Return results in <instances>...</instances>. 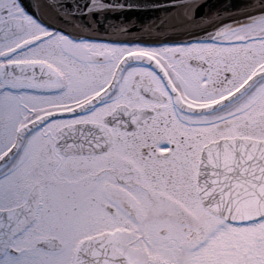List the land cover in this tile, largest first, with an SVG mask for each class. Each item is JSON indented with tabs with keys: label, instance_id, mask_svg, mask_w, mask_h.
I'll return each instance as SVG.
<instances>
[{
	"label": "snow or ice",
	"instance_id": "obj_1",
	"mask_svg": "<svg viewBox=\"0 0 264 264\" xmlns=\"http://www.w3.org/2000/svg\"><path fill=\"white\" fill-rule=\"evenodd\" d=\"M0 264H264V0H0Z\"/></svg>",
	"mask_w": 264,
	"mask_h": 264
}]
</instances>
